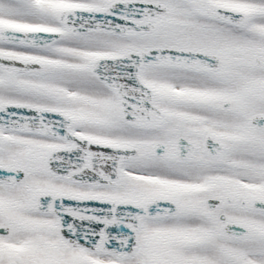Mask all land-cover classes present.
<instances>
[{
	"label": "snow or ice",
	"instance_id": "6c2138e0",
	"mask_svg": "<svg viewBox=\"0 0 264 264\" xmlns=\"http://www.w3.org/2000/svg\"><path fill=\"white\" fill-rule=\"evenodd\" d=\"M0 264H264V0H0Z\"/></svg>",
	"mask_w": 264,
	"mask_h": 264
}]
</instances>
